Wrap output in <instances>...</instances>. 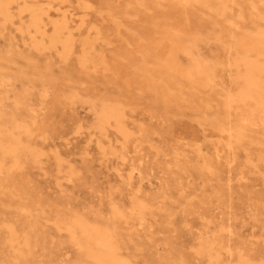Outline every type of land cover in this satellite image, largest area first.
<instances>
[{
  "label": "rangeland",
  "instance_id": "rangeland-1",
  "mask_svg": "<svg viewBox=\"0 0 264 264\" xmlns=\"http://www.w3.org/2000/svg\"><path fill=\"white\" fill-rule=\"evenodd\" d=\"M263 118L264 0H0V264H264Z\"/></svg>",
  "mask_w": 264,
  "mask_h": 264
},
{
  "label": "bare ground",
  "instance_id": "bare-ground-1",
  "mask_svg": "<svg viewBox=\"0 0 264 264\" xmlns=\"http://www.w3.org/2000/svg\"><path fill=\"white\" fill-rule=\"evenodd\" d=\"M36 12V11H35ZM68 12H69V10H68ZM70 13V12H69ZM67 15V12H66V14L64 13V16H66ZM73 18V17H72ZM71 18V19H72ZM40 23H41V18H38L37 19V14H35V13H33L32 14V24H33V26L34 27H36V28H39V25H40ZM64 24V23H63ZM62 25V24H61ZM63 27H65V26H63ZM57 29H56V34H57V36L59 37V35H61V30H62V28L61 27H56ZM64 29H66V27L64 28ZM36 30V29H35ZM59 34V35H58ZM70 37V36H69ZM61 38V37H60ZM68 40V39H67ZM62 44H64V43H62ZM69 44L67 43H65V45H64V47H66V46H68ZM69 50H70V48H68ZM68 49H65V53H67V51H68ZM250 72V71H249ZM247 94H248V91H246V92H244L243 93V95H246L247 96ZM249 95V94H248ZM253 98V97H252ZM109 106V105H108ZM107 106V107H108ZM111 107V106H110ZM259 107V106H258ZM115 108V107H114ZM113 109V108H112ZM252 109V108H251ZM120 111V110H119ZM121 113V112H120ZM115 114V113H114ZM103 117H105L106 116V113H102L101 114ZM101 116V117H102ZM108 116V115H107ZM108 118V117H107ZM115 118H116V116H115ZM263 124H264V118H263ZM244 262H245V260H244ZM241 263V262H240ZM243 264V263H242ZM246 264V263H245Z\"/></svg>",
  "mask_w": 264,
  "mask_h": 264
}]
</instances>
